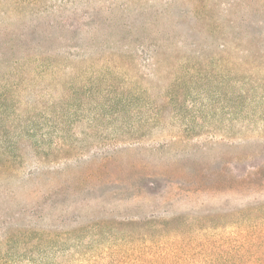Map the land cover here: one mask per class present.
Instances as JSON below:
<instances>
[{"label":"rangeland","instance_id":"obj_1","mask_svg":"<svg viewBox=\"0 0 264 264\" xmlns=\"http://www.w3.org/2000/svg\"><path fill=\"white\" fill-rule=\"evenodd\" d=\"M8 157L0 264H264V0H0Z\"/></svg>","mask_w":264,"mask_h":264},{"label":"trees","instance_id":"obj_2","mask_svg":"<svg viewBox=\"0 0 264 264\" xmlns=\"http://www.w3.org/2000/svg\"><path fill=\"white\" fill-rule=\"evenodd\" d=\"M8 160H7V163H8V166H6V167H4L3 165H0V180L3 178V177H5V176H11V173H9V169H7L8 167H11L12 165H11V163H13L14 162V160H13V158L11 157V158H7ZM1 170H4V172L3 171H1ZM13 175V174H12ZM8 194H10V189H8V188H5V187H1L0 188V196H3V195H8Z\"/></svg>","mask_w":264,"mask_h":264}]
</instances>
